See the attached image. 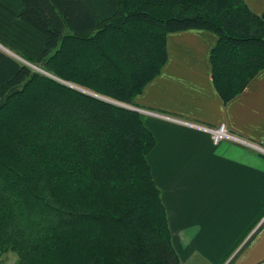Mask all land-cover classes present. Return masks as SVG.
I'll use <instances>...</instances> for the list:
<instances>
[{
    "label": "trees",
    "instance_id": "trees-1",
    "mask_svg": "<svg viewBox=\"0 0 264 264\" xmlns=\"http://www.w3.org/2000/svg\"><path fill=\"white\" fill-rule=\"evenodd\" d=\"M188 28L216 34L209 61L223 102L264 67V16L245 0H0L7 262L181 264L146 115L47 73L135 106L167 59L166 33Z\"/></svg>",
    "mask_w": 264,
    "mask_h": 264
},
{
    "label": "crops",
    "instance_id": "crops-1",
    "mask_svg": "<svg viewBox=\"0 0 264 264\" xmlns=\"http://www.w3.org/2000/svg\"><path fill=\"white\" fill-rule=\"evenodd\" d=\"M264 16V0H245ZM216 34L206 28L166 33L167 59L135 96L155 137L147 154L161 190L181 264H264V67L223 102L211 77ZM155 113L217 126L245 145Z\"/></svg>",
    "mask_w": 264,
    "mask_h": 264
},
{
    "label": "built area",
    "instance_id": "built-area-1",
    "mask_svg": "<svg viewBox=\"0 0 264 264\" xmlns=\"http://www.w3.org/2000/svg\"><path fill=\"white\" fill-rule=\"evenodd\" d=\"M147 112H150V111H147ZM155 114L162 116L166 119L179 122V123L184 124L186 126L208 132L213 143H218L221 139L228 138V139L236 140L237 142H239L241 144L251 145V142H249L248 140L241 138V137H237V136L233 135L232 133H230L226 129V127L223 123H221L217 126H210V125L200 124V123H196V122H192V121L182 120V119H179L177 117L165 115V114H161V113H155ZM253 146L257 150H259L260 152L264 153V147L259 146V145H254V144H253ZM263 219H264V212H263ZM0 264H12V263L7 262L4 259V255L0 252Z\"/></svg>",
    "mask_w": 264,
    "mask_h": 264
},
{
    "label": "water",
    "instance_id": "water-1",
    "mask_svg": "<svg viewBox=\"0 0 264 264\" xmlns=\"http://www.w3.org/2000/svg\"><path fill=\"white\" fill-rule=\"evenodd\" d=\"M3 49H5V50L8 51L9 53L15 55L13 52L9 51L8 49H6V48H4V47H3ZM15 56H16V55H15ZM46 73H47V72H46ZM47 74L51 75L52 77L58 79L59 81L65 83V84H67V85L70 86V87H73V88L78 89V90H80V91L86 92V93L91 94V95H93V96L99 97V98H101V99H103V100H106V101H109V102H111V103H114V104H117V105H120V106H124V107H127V108L136 109V110L141 111V112H147L146 110L141 109V108H139V107H137V106H134V105H131V104H127V103H124V102H120V101H117V100H114V99H111V98H108V97H105V96L99 95V94H97V93H95V92H93V91H90V90H88V89H85V88H83V87H81V86H79V85H77V84H74V83H72V82H68V81L62 80V79H60V78H58V77H56V76H54V75H52V74H50V73H47Z\"/></svg>",
    "mask_w": 264,
    "mask_h": 264
},
{
    "label": "rangeland",
    "instance_id": "rangeland-1",
    "mask_svg": "<svg viewBox=\"0 0 264 264\" xmlns=\"http://www.w3.org/2000/svg\"><path fill=\"white\" fill-rule=\"evenodd\" d=\"M144 114H145V113H144ZM13 256H14L13 253L8 252L7 254H5V259H6V258H7V259H12Z\"/></svg>",
    "mask_w": 264,
    "mask_h": 264
}]
</instances>
